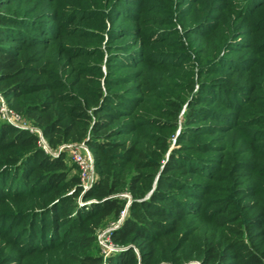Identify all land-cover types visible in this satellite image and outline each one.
Returning a JSON list of instances; mask_svg holds the SVG:
<instances>
[{
  "label": "rangeland",
  "instance_id": "obj_1",
  "mask_svg": "<svg viewBox=\"0 0 264 264\" xmlns=\"http://www.w3.org/2000/svg\"><path fill=\"white\" fill-rule=\"evenodd\" d=\"M6 1L0 0L5 2L0 11L16 12L36 20L39 26L27 28L36 38L20 43V60L30 55L40 58L50 70V75H46L49 80L57 81L59 89L72 94V98L54 99L50 94L57 89L48 88L17 97L3 96L5 105L20 115L14 125L35 133L37 145L46 153L64 155L68 174L78 176L79 171L64 144L89 142L91 148L86 145L93 166L92 181L82 186L79 180L82 188L79 192L62 191L72 194L71 200L77 206L100 199L88 191L100 177L95 166L96 143L104 140H125L127 146L140 148L153 163L138 170L153 172L152 184L173 151L194 156L199 171L181 174V179L192 174L197 181L192 190L200 196L201 191L208 189L203 197L208 201L232 196L241 202L248 199L236 194V187L264 186V121L252 119L255 114L264 115V0ZM46 76L38 78L43 80ZM105 95H114L126 102L110 103L120 113L111 121V126L126 122L136 126L135 129L107 137L103 134L106 129H92L94 114L90 107L86 121L76 118L74 110L78 104L88 106ZM40 100L52 103L54 113H60L65 123L73 122L74 129L67 135L55 132L46 136L40 125L18 108ZM191 107H201V112L190 119V126H185V111ZM152 118L163 123L153 125L149 123ZM85 123L87 130L83 139L71 138ZM203 125L212 128H201L202 132L196 136L212 141L211 150L189 151L184 145L187 141L184 138L179 141L181 133ZM63 137L67 138L60 140ZM228 153L248 162L241 174L220 171ZM258 162L260 169L256 166ZM135 171L133 166H128L124 174L130 176ZM127 183L126 180L120 190L110 194L119 195L125 203L117 215L112 212L105 215L96 227L93 253L105 256L129 245L137 249L133 242L113 238V231L129 214L132 194ZM171 191L195 202L202 201L201 197L179 189ZM34 196L37 194L1 201L0 212L14 214L29 210ZM188 206L190 212L195 211L193 203ZM207 213H202L201 218L188 214L187 226H200V231L210 233L209 223L200 220H206ZM11 218L0 222V255L14 252L9 249L11 244L25 246L24 252L35 246L18 236L27 221ZM105 245H110L112 250L106 252ZM58 247L35 251L22 264H61V258L74 260V251L63 244ZM189 261L200 264L198 259Z\"/></svg>",
  "mask_w": 264,
  "mask_h": 264
},
{
  "label": "trees",
  "instance_id": "obj_2",
  "mask_svg": "<svg viewBox=\"0 0 264 264\" xmlns=\"http://www.w3.org/2000/svg\"><path fill=\"white\" fill-rule=\"evenodd\" d=\"M3 3L0 2V6ZM36 25V20L16 12L0 11V92L5 97H17L49 88L57 89L50 94L52 98L68 100L72 94L60 90L57 81L49 80L46 75H50V70L44 62H40V58L30 55L20 60L19 45L34 41L32 38H36V35L28 32L27 28L36 29L39 27ZM6 41L13 42L4 44ZM33 75H36L35 78ZM44 75L45 79L38 78ZM117 101L126 103L114 95H105L102 100L96 98L88 106L78 104L74 112L78 115L77 119L86 121L90 107L94 114L92 129H106L103 134L107 137L126 129H135L136 126L126 122L111 126V121L118 118L120 113L118 115L116 107L110 103L114 105ZM18 108L39 124L46 136L55 132L67 135L74 129L73 122L65 123L60 113H54L52 103L47 100L27 103ZM200 110L201 107H191L185 111V126H190V119L200 115ZM252 119L264 121V115L255 114ZM149 123L160 126L163 121L152 118ZM86 127V123L78 127L79 132L71 138L83 139ZM201 128L212 127H190L181 133L182 139L179 141L184 138L187 141L184 145L189 151L211 150L212 141L196 136L202 132ZM36 140V134L29 129L17 127L0 118V202L11 197L28 198L33 193L37 194L30 199L29 210L14 214L0 212V222L11 220V217L21 222L26 220L27 225L22 232L18 231V236L25 237L26 242L31 241L35 245L24 252L25 246L11 244L9 249L12 248L14 252H2L0 264H22L27 255L59 248L62 244L74 251V260L63 261L61 258V264H193L189 261L192 258L198 259L200 264H264V186L236 187V194L248 199L241 202L232 196L221 195L217 197L218 200L208 201L203 199L208 189L203 193L201 191L200 196L192 190L197 182L192 174L181 179V174L199 171L194 156L173 151L152 184L154 173L138 170L153 163L140 148L127 146L125 140H104L96 143L95 166L99 169L100 177L88 191L89 195L100 199L79 207L71 200L72 194L62 192L67 189L79 192L82 189L79 175L68 174L63 154L51 156L37 145ZM86 144L91 148L89 142ZM221 165L220 171L229 170L231 174L238 175L249 164L228 153ZM128 166L136 169L130 176L124 174ZM256 166L260 169L261 164L258 162ZM126 180L132 194L129 214L113 231V238L133 242L137 249L129 245L105 256L93 253L96 227L105 215L111 212L117 215L125 203L124 198L110 194L120 190ZM233 181L231 179V183ZM148 189L151 191L145 196ZM172 189L201 197L202 201L189 200L173 193ZM192 203L195 205L192 206L194 212H190L188 206ZM206 211L208 213L204 216L209 217L200 220L209 223L207 227L210 233L200 231V226H187L188 214L194 213V216L201 218Z\"/></svg>",
  "mask_w": 264,
  "mask_h": 264
},
{
  "label": "built area",
  "instance_id": "obj_3",
  "mask_svg": "<svg viewBox=\"0 0 264 264\" xmlns=\"http://www.w3.org/2000/svg\"><path fill=\"white\" fill-rule=\"evenodd\" d=\"M0 118L4 119L12 124H17L19 122L20 115L7 108L3 95L0 92ZM22 127V126H21ZM66 150L72 156L78 171L79 178L82 186H85L87 183L91 182L94 177L92 161L87 149V145L84 141L76 143H65L64 146ZM106 252H109L111 249L110 245H105Z\"/></svg>",
  "mask_w": 264,
  "mask_h": 264
}]
</instances>
